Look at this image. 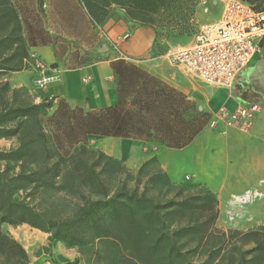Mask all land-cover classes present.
<instances>
[{
  "label": "rangeland",
  "instance_id": "rangeland-1",
  "mask_svg": "<svg viewBox=\"0 0 264 264\" xmlns=\"http://www.w3.org/2000/svg\"><path fill=\"white\" fill-rule=\"evenodd\" d=\"M210 3L209 0H199L194 7V19H188L185 30L181 32L179 27L164 24L159 21V16L153 14L156 27L153 29L154 53L166 54L174 47L188 45L199 23L213 18L215 12L210 8L213 3ZM80 7L84 8L80 0H0V63L13 69L0 70V94L5 105L38 103L43 100L36 101V91L42 85L38 80L42 76H37L36 72L41 69L30 55L32 42L44 45L45 40L51 41L58 57L68 60L64 62L65 66H71L78 58L95 60L106 56L102 50L97 52L85 47L92 44V36L83 27ZM104 7L108 9L106 5ZM205 7H209L207 11L204 10ZM109 11L116 12L111 17L113 20L123 12L115 3L111 4ZM94 40L96 43V36ZM101 42L102 46L108 45L104 33ZM51 111L49 109L48 113ZM41 123L46 134L44 146L47 157L44 156L42 145L37 143V148L27 158L0 160V171L7 180V189L12 199L22 200L54 219H64L71 217L77 206L86 200L102 197L97 187L90 188L88 184L81 182L74 166L79 155L94 169L98 186H102L108 195L123 188L135 189L154 201L189 197L192 205H187L185 210L173 215L174 218L168 221L171 224L168 223L165 231H170L176 225V220L199 224L196 230L180 239L183 243L181 248L187 251L192 264H236L239 250L244 252L246 264H264V252L255 250L253 235L246 234L245 231L224 229L216 222V198L203 185L186 175L178 183L170 182L155 158L146 161L138 169L131 170L124 162L94 147L88 138L85 144L73 146L62 139L60 142L63 147H58L59 144L52 135L56 126L50 122L47 125L42 117ZM32 124L27 119L12 122L11 125L19 126V134L0 137V150L15 148L19 144L20 133ZM181 158L182 156H176L177 162ZM55 162L59 166L51 177L52 185L31 182L22 176L30 171L42 172ZM48 175L45 173L41 176L44 179ZM203 204L206 205L205 208ZM257 231L264 236L263 228L259 227ZM0 233L24 249L26 264H140L132 257L129 262L124 261L129 249L116 237L86 238L80 243H71L54 236L51 230L25 222L2 220ZM115 233L119 232L116 230ZM15 256L0 250V264H12Z\"/></svg>",
  "mask_w": 264,
  "mask_h": 264
},
{
  "label": "trees",
  "instance_id": "trees-1",
  "mask_svg": "<svg viewBox=\"0 0 264 264\" xmlns=\"http://www.w3.org/2000/svg\"><path fill=\"white\" fill-rule=\"evenodd\" d=\"M90 19L102 26L116 12L109 11L111 4H117L122 15L116 20L133 22V24L148 25L156 29L153 14L159 16L164 24L185 30V22L194 19V7L199 0H80ZM256 10H264V0H245ZM107 6V10L104 6ZM44 32L43 29H41ZM48 34V33H47ZM51 42V41H50ZM45 40L43 44L50 43ZM33 46L37 44L32 42ZM71 66L84 64V61L74 60ZM114 72L118 75L117 89L119 103L102 109L85 111L80 107H71L65 100L44 98L38 103L5 105L0 94V137H10L19 134V126L11 125L21 119L32 121L19 135V144L8 151L0 150V160H19L32 155L37 143L43 147L44 156L47 149L44 146L46 134L41 123V117L46 124L53 123L56 130L52 132L58 147L65 139L70 146L85 144L88 134L106 136H153L158 142L168 147H182L189 143L208 121L206 113H194L186 118L192 104L183 94L176 101L175 124H171L167 108L171 107L162 97L164 84L143 69L126 63L121 59L111 62ZM55 66L52 64L51 67ZM13 70L12 67L0 63V70ZM18 70V69H14ZM131 96L130 102L125 98ZM175 102V103H176ZM49 109H52L48 113ZM78 155V154H77ZM55 162L44 171H30L22 176L31 182L52 185L51 177L58 170ZM75 169L82 183L90 188H98L102 197L88 199L77 206L69 218L54 219L44 212L22 200L11 198L7 189V180L0 171V220L7 222H25L31 226L51 230L56 237L64 238L71 243H80L86 238L116 237L125 243L129 249L125 262L134 258L140 264H192L187 251L181 248V238L186 237L199 227L188 222L176 220V225L168 232L169 220L173 215L191 206L189 197L179 200L154 201L144 193L135 189H120L108 195L102 186H98V177L91 165H87L79 155L74 161ZM45 173L49 175L43 179ZM204 208L205 204L202 205ZM217 214V211H216ZM173 223V222H172ZM261 227V226H260ZM259 227L245 231L254 236L255 250L264 252V236L259 233ZM264 229V227H261ZM119 233H115V231ZM14 248H17L16 250ZM0 250L16 255L12 264H26L24 249L14 240L0 233ZM243 251H238L236 264H246Z\"/></svg>",
  "mask_w": 264,
  "mask_h": 264
},
{
  "label": "crops",
  "instance_id": "crops-1",
  "mask_svg": "<svg viewBox=\"0 0 264 264\" xmlns=\"http://www.w3.org/2000/svg\"><path fill=\"white\" fill-rule=\"evenodd\" d=\"M215 2L209 6L215 12L213 18L200 23L218 19L224 0ZM79 15L84 29L92 36V44L85 47L97 52L102 50L106 56L95 60L78 58L85 63L69 67L64 65L68 60L58 57L53 43L32 46L31 57L44 65L42 71L36 72L38 77H44L36 91V101L63 99L71 107L85 111L114 106L119 103L120 96L118 75L111 62L121 59L143 69L164 84L161 98L171 106L167 108L171 124L179 118L175 114L176 101L183 94L192 104V111H187L186 118L197 112L206 113L208 121L204 127L182 147L161 144L153 132L151 136L142 137L88 134V140L131 170L155 158L170 182L178 183L186 175L203 185L216 198V222L224 229L247 231L264 227V38L259 52L233 85L215 86L172 63L169 53H154V33L150 26L111 18L99 26L81 7ZM102 33L108 45L102 46ZM126 34L128 37L124 38ZM52 64L55 66L51 67ZM29 72L34 73L33 70ZM125 99L130 102L131 96ZM254 102L260 104V108L245 128L222 114ZM176 156H182L181 160L177 162Z\"/></svg>",
  "mask_w": 264,
  "mask_h": 264
},
{
  "label": "built area",
  "instance_id": "built-area-1",
  "mask_svg": "<svg viewBox=\"0 0 264 264\" xmlns=\"http://www.w3.org/2000/svg\"><path fill=\"white\" fill-rule=\"evenodd\" d=\"M128 34L124 36L127 38ZM264 38V10H256L245 0H224L217 20L200 23L191 42L174 47L170 61L182 66L193 77L215 86L233 85L237 77L259 52ZM41 71L44 65L35 61ZM44 77L38 82L43 83ZM260 104L240 106L228 116L232 123L245 128L250 124Z\"/></svg>",
  "mask_w": 264,
  "mask_h": 264
}]
</instances>
